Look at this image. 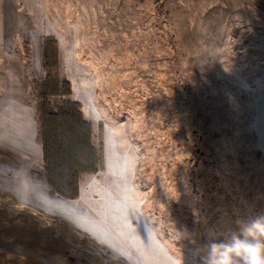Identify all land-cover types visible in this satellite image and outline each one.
<instances>
[{
	"label": "rangeland",
	"instance_id": "rangeland-1",
	"mask_svg": "<svg viewBox=\"0 0 264 264\" xmlns=\"http://www.w3.org/2000/svg\"><path fill=\"white\" fill-rule=\"evenodd\" d=\"M48 38L103 158L73 200L42 160ZM257 215L264 0H0V264H203Z\"/></svg>",
	"mask_w": 264,
	"mask_h": 264
},
{
	"label": "trees",
	"instance_id": "trees-1",
	"mask_svg": "<svg viewBox=\"0 0 264 264\" xmlns=\"http://www.w3.org/2000/svg\"><path fill=\"white\" fill-rule=\"evenodd\" d=\"M42 60L45 76L36 87L35 105L42 160L51 190L73 200L80 195L81 176L101 170L102 152L92 122L72 98L71 83L60 76L61 55L54 39L45 41Z\"/></svg>",
	"mask_w": 264,
	"mask_h": 264
},
{
	"label": "clouds",
	"instance_id": "clouds-1",
	"mask_svg": "<svg viewBox=\"0 0 264 264\" xmlns=\"http://www.w3.org/2000/svg\"><path fill=\"white\" fill-rule=\"evenodd\" d=\"M203 264H264V215L239 222L224 242L206 245Z\"/></svg>",
	"mask_w": 264,
	"mask_h": 264
},
{
	"label": "crops",
	"instance_id": "crops-1",
	"mask_svg": "<svg viewBox=\"0 0 264 264\" xmlns=\"http://www.w3.org/2000/svg\"><path fill=\"white\" fill-rule=\"evenodd\" d=\"M14 5H17V3L15 2ZM41 153H42V151H41Z\"/></svg>",
	"mask_w": 264,
	"mask_h": 264
}]
</instances>
